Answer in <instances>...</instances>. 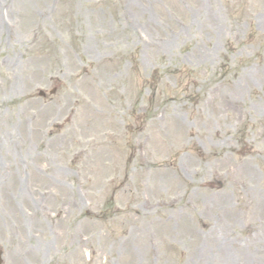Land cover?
Masks as SVG:
<instances>
[{
  "label": "rangeland",
  "instance_id": "1",
  "mask_svg": "<svg viewBox=\"0 0 264 264\" xmlns=\"http://www.w3.org/2000/svg\"><path fill=\"white\" fill-rule=\"evenodd\" d=\"M1 23V264H264V0Z\"/></svg>",
  "mask_w": 264,
  "mask_h": 264
},
{
  "label": "bare ground",
  "instance_id": "2",
  "mask_svg": "<svg viewBox=\"0 0 264 264\" xmlns=\"http://www.w3.org/2000/svg\"><path fill=\"white\" fill-rule=\"evenodd\" d=\"M3 28H4V27H3L2 23H1V24H0V29L2 30ZM1 30H0V31H1Z\"/></svg>",
  "mask_w": 264,
  "mask_h": 264
}]
</instances>
